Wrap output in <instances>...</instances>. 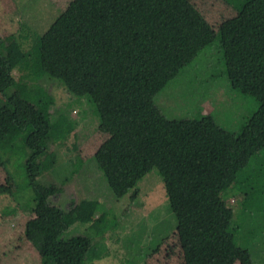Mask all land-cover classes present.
I'll return each instance as SVG.
<instances>
[{
  "label": "trees",
  "instance_id": "16d2710c",
  "mask_svg": "<svg viewBox=\"0 0 264 264\" xmlns=\"http://www.w3.org/2000/svg\"><path fill=\"white\" fill-rule=\"evenodd\" d=\"M225 1L237 13L216 32L190 0H71L36 45L41 76L34 88L15 79L0 36V167L22 141L35 191L24 234L41 264H88L92 246L87 235L63 237L65 212L53 200L63 185L38 179L57 163L50 143L56 108H62L49 83L91 99L92 82L109 65L133 107L94 156L114 195H135L136 184L172 153L193 202L177 224L184 264H253L247 240L255 230L233 226L235 212L223 193L237 185L242 212H264V164L247 170L264 149V0ZM217 37L232 87L258 101L239 133L212 114L221 95L203 99L211 100L212 111L199 104V117L185 119L167 117L157 101Z\"/></svg>",
  "mask_w": 264,
  "mask_h": 264
},
{
  "label": "rangeland",
  "instance_id": "374dc122",
  "mask_svg": "<svg viewBox=\"0 0 264 264\" xmlns=\"http://www.w3.org/2000/svg\"><path fill=\"white\" fill-rule=\"evenodd\" d=\"M70 1L0 0L2 49L15 79L29 88L41 76L36 45ZM190 1L216 32L219 24L237 13L225 0ZM49 86L62 108H56L50 143L57 163L38 179L63 185V191L53 196L68 224L63 237L92 238L88 264H184L177 224L192 210L193 202L172 153L136 184L135 195L131 190L120 198L94 159L99 146L133 114L115 68L109 65L94 79L92 100L88 95H72L56 82ZM217 95H221L219 105L212 112L217 123L239 133L258 101L232 87L219 37L169 82L157 101L167 117L185 119L199 117V104L204 113L212 111L211 100L203 99ZM11 150L10 161L0 167V264H41L39 250L24 234L35 196L27 168L28 148L17 141ZM263 164L264 149L250 160L247 170ZM223 197L233 206V226L255 230L247 240L252 242L253 264H264V212L243 213L237 185ZM260 197L264 203V190ZM244 238L242 233L239 243L243 246Z\"/></svg>",
  "mask_w": 264,
  "mask_h": 264
}]
</instances>
